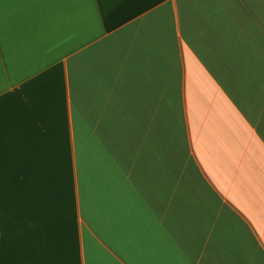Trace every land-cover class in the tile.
Returning <instances> with one entry per match:
<instances>
[{"label": "crops", "instance_id": "0c3cea01", "mask_svg": "<svg viewBox=\"0 0 264 264\" xmlns=\"http://www.w3.org/2000/svg\"><path fill=\"white\" fill-rule=\"evenodd\" d=\"M0 264H264V0H0Z\"/></svg>", "mask_w": 264, "mask_h": 264}]
</instances>
